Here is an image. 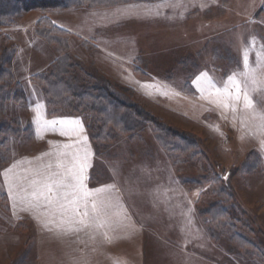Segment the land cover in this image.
Returning a JSON list of instances; mask_svg holds the SVG:
<instances>
[{"label": "rangeland", "instance_id": "rangeland-1", "mask_svg": "<svg viewBox=\"0 0 264 264\" xmlns=\"http://www.w3.org/2000/svg\"><path fill=\"white\" fill-rule=\"evenodd\" d=\"M263 3L154 0L95 9H30L3 27L17 47L16 68L38 71L53 53L35 36L34 23L41 14L61 17L74 32L70 50L84 66L110 81L103 84L124 102L136 103L159 122L188 134L197 148L187 145L181 159L171 161L147 123L140 136L117 141L102 154L87 132L90 190L113 186L97 194L111 205L112 226L103 229L110 240L97 241L95 248L59 246L41 241L31 216H11L9 183L13 173L24 175L37 161H55L57 151L88 149L80 134L64 136L59 128L50 137L38 136L27 107L5 105L0 113L19 120L24 133L0 145V264H72L76 259L81 262L73 264H264L261 122L242 101L233 113L214 103L203 79L199 86L193 83L207 73L222 86L233 72L243 73L247 49L249 66L257 70V85L249 83V92L257 110L264 109V91L253 90L264 89ZM82 38L93 40V50L82 46ZM80 118L86 125L87 116ZM77 140L74 149L63 148ZM43 150L48 155L41 159ZM250 151L257 157L253 170H247ZM10 167L13 172L6 175ZM198 175L203 179H195ZM223 198L236 209L210 208Z\"/></svg>", "mask_w": 264, "mask_h": 264}, {"label": "trees", "instance_id": "trees-1", "mask_svg": "<svg viewBox=\"0 0 264 264\" xmlns=\"http://www.w3.org/2000/svg\"><path fill=\"white\" fill-rule=\"evenodd\" d=\"M133 1L154 0H0V110H4L9 101L24 104L27 99L24 87L14 75L17 47L3 32V27L11 26L18 16L30 9L108 8ZM34 26L35 36L53 52L46 69L30 76L31 82L39 87L43 95L48 116L86 115L87 132L96 150L102 154H107L117 141L125 138L130 141L140 136L147 123L151 124L154 137L171 161L178 162L183 156L181 153H186L187 145L197 148V143L188 134L159 122L138 104L126 103L111 92L106 86L111 82L95 75L93 70L83 65L78 55L72 53L70 38L73 35L70 31L56 25L46 14H41ZM80 43L86 49H92L89 41L80 40ZM124 89L131 90L128 87ZM21 133L24 129L19 120L8 118L5 112L0 113V145ZM252 154L247 170L255 169L257 164L254 151L246 157ZM195 179L203 177L198 175ZM228 201V198L220 199L210 208H223L226 213L229 209L235 210V204Z\"/></svg>", "mask_w": 264, "mask_h": 264}, {"label": "snow or ice", "instance_id": "snow-or-ice-1", "mask_svg": "<svg viewBox=\"0 0 264 264\" xmlns=\"http://www.w3.org/2000/svg\"><path fill=\"white\" fill-rule=\"evenodd\" d=\"M244 68L243 73L233 72L223 82L222 86H217L207 73H201L200 76L193 81L198 84L203 79L207 89L211 90L210 94H214L218 106L224 109H231L233 113L237 110V104L243 102L245 110L252 112L253 117L261 122L259 127L264 130V109L257 110L249 92V83L253 86L257 85L255 79L256 69L249 66L248 50L244 51ZM257 64L261 63L260 54H257ZM243 77L241 80L239 77ZM254 91H264V89L255 88ZM201 92L205 91L204 87L200 88ZM41 105H36L37 117L40 118ZM45 125L52 126L56 130V126H60V134L71 136L76 134L79 136L77 129L82 131V125L79 120H51L44 121ZM86 141V137H80ZM77 140L74 143L64 144L63 148L71 150L75 148ZM264 146V141H262ZM48 155V154H45ZM56 160L42 164L34 169H27L24 175L13 173L11 182L9 183V196L19 199L21 204H26L29 209L45 216H55L59 213L61 224H68L69 230L80 231L82 228L95 226L102 228L109 223L108 214L111 205L106 200H101L98 193L105 191L113 186H105L90 190L85 184L87 179L85 172L90 166L88 163L89 153L84 151L81 154L79 148L74 151H57L55 153ZM14 167V166H13ZM13 167L5 170V174L12 173ZM18 190L13 193L12 189ZM48 223L54 221L48 220ZM78 224L80 227L73 228L72 225Z\"/></svg>", "mask_w": 264, "mask_h": 264}, {"label": "crops", "instance_id": "crops-1", "mask_svg": "<svg viewBox=\"0 0 264 264\" xmlns=\"http://www.w3.org/2000/svg\"><path fill=\"white\" fill-rule=\"evenodd\" d=\"M69 9V8H66ZM66 9H59V10H66ZM64 16V15H63ZM51 18V17H50ZM51 20L58 25L59 27L66 29L68 31H70L71 33L74 34L73 31H71L69 28V26L65 25V23H62L61 21V17H57V19H52ZM83 40H85V38H82ZM81 39V40H82ZM87 41H89L91 43V47L93 50V40L92 39H87ZM43 42V41H42ZM44 43V42H43ZM45 44V43H44ZM46 45V44H45ZM47 46V45H46ZM96 48V47H95ZM50 53L49 55H52V50L50 49ZM77 55V54H76ZM96 57V53L93 55ZM53 57V55H52ZM52 57H50L51 59H47V63L45 66L40 67L41 70L38 71H32V72H23V70L21 69V67L16 68V66L14 65V75L15 78L22 84V86L25 89V93H26V102L23 104H18L15 103L13 101H9L6 105H10L11 107L13 106L15 108V106H24L25 108L27 107V119L35 122V127H36V134L40 137H50L52 135L56 134L57 130H53L52 126L50 125H45L44 121H51V120H82L80 117L81 115H71V114H64V115H55V116H48L47 112H46V105H45V101L43 98V95L39 89V87L37 85H35L33 82H31L30 80V76L36 72L39 71H43L44 68H46L48 66V64L50 63V61L52 60ZM130 64V61H127ZM105 64V63H104ZM106 67H108V64H105ZM122 69H124V66L122 67ZM16 72H20L22 73V75H17ZM122 72V71H121ZM120 74V72H117ZM113 74H115V72L113 71ZM120 83H122L123 85H126V83L123 81V79H121V75H114ZM39 104L41 105L40 108V118L37 117V110H36V105ZM12 109V108H11ZM80 124L82 125V131H80L79 129H77V132L81 135L80 137H86V141L81 140L83 145L86 146V148L88 149V153L89 156L88 158L92 155V152L90 150L91 147V143L89 141L88 135H87V129H86V125L83 121H80ZM59 128L60 126L57 125L56 129ZM38 131H40L41 133L39 134ZM47 150V148L45 149ZM82 150V149H81ZM45 151L43 150L42 154L38 155L40 157H42L41 159L45 158L46 156L43 154ZM82 152H84V150H82ZM47 158V157H46ZM40 160V159H39ZM91 159H88V163L91 166ZM41 161V160H40ZM52 162L53 164L55 163V161H41V162H36L35 164H31V166H33V169L42 165V164H46ZM90 166L86 169L85 175L87 177V179L85 180V184L87 186L88 189H90V184H89V179H88V173L90 170ZM18 189H12L13 193H15ZM9 194V192H8ZM10 198V196H9ZM11 200V216H13L14 218H20V217H28L31 216L35 222H37L36 233H40L41 234V241L45 240H52L53 242H56L59 244H63V243H67L70 246L74 245H79V246H75L78 247L80 249L82 248H89V247H93L95 248L97 246V241L101 240V239H105V240H110L109 235L107 232H103V229L105 228V226H112V224H106L104 227L102 228H97L94 225L91 227H86V228H82L80 231H74V230H69V225L68 224H61L60 222V218H59V213H57L55 216H45L42 212L40 214H38L37 212L31 211L30 209H28L26 204H21L19 202V199L15 196H13L12 198H10ZM109 217V214H108ZM42 222L41 224H38V221ZM48 220H52L54 221L53 223H48ZM73 228H77L80 227L78 224H74L72 225ZM110 229V228H109ZM67 242H63V240H66ZM37 240L39 241V238H37ZM46 243V242H45ZM77 260V259H76ZM72 260L70 263H75L77 261ZM81 262V261H80Z\"/></svg>", "mask_w": 264, "mask_h": 264}]
</instances>
